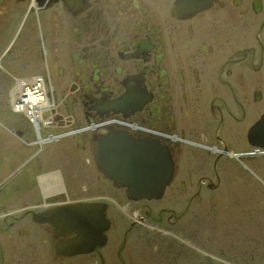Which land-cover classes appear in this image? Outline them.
Segmentation results:
<instances>
[{
  "label": "flooded vegetation",
  "instance_id": "1",
  "mask_svg": "<svg viewBox=\"0 0 264 264\" xmlns=\"http://www.w3.org/2000/svg\"><path fill=\"white\" fill-rule=\"evenodd\" d=\"M0 58L75 121L121 114L205 144L162 137L160 197L128 196L94 148L36 165L55 174L45 184L0 179V264H231L221 219L242 202L263 214L264 0H0ZM21 153L0 151V167Z\"/></svg>",
  "mask_w": 264,
  "mask_h": 264
},
{
  "label": "bare ground",
  "instance_id": "2",
  "mask_svg": "<svg viewBox=\"0 0 264 264\" xmlns=\"http://www.w3.org/2000/svg\"><path fill=\"white\" fill-rule=\"evenodd\" d=\"M0 70V75L4 74L6 78L12 77L13 72L3 64L2 58H0ZM15 80L12 79L8 83L9 91H11V97L8 100L10 110L0 113V126L6 134L10 132L16 136H23L22 141L26 146L32 147L34 140L36 144H39V138L42 142L38 146L41 148H46L52 141L73 138L79 148H86L90 144L92 148H95L100 135L106 134L109 130L126 131L131 137L156 139L159 142L162 137L167 136L169 143L167 148H179L182 142H186L174 134H161L158 128L149 123L121 114L91 117L84 122L75 121L68 115L69 111L65 115L60 113L61 108L54 100L52 88L45 85L41 76L30 75L21 80ZM17 114L24 120L16 122L13 116ZM10 144L12 147L15 146L14 143ZM54 176L55 174H52L49 178L55 179ZM44 194L48 195L49 191L45 190Z\"/></svg>",
  "mask_w": 264,
  "mask_h": 264
},
{
  "label": "water",
  "instance_id": "3",
  "mask_svg": "<svg viewBox=\"0 0 264 264\" xmlns=\"http://www.w3.org/2000/svg\"><path fill=\"white\" fill-rule=\"evenodd\" d=\"M95 148L96 159L106 175L119 186H128V192L134 197L159 196L171 179L170 152L157 140L137 139L111 130L97 140ZM70 213L79 217L81 209H71ZM71 248L76 252L86 249L79 242Z\"/></svg>",
  "mask_w": 264,
  "mask_h": 264
},
{
  "label": "rangeland",
  "instance_id": "4",
  "mask_svg": "<svg viewBox=\"0 0 264 264\" xmlns=\"http://www.w3.org/2000/svg\"><path fill=\"white\" fill-rule=\"evenodd\" d=\"M16 67L17 65L11 64L12 70H14ZM22 72H13L11 78L9 76L7 78L4 77V74L0 75V113L6 110H10L8 100L11 97V91H9L10 86L8 85V83L12 79H17V81L21 80L22 75H24L23 73H25L26 71L23 73ZM14 116L13 118L14 120H17L16 122L24 120V118L19 114H17L15 117ZM10 143H14L15 146L12 147ZM17 148H21L24 150V148H36V146H26L13 133L9 132L6 134V132H4L0 126V151H9L10 149L14 150ZM46 148H50V150L48 151L49 156L56 158V152H59L60 150H63L65 148L79 147L77 146V143H75L73 138H65L58 142H53L47 145ZM86 148H92V144H90V146H87ZM45 153L46 152H43L40 156H43ZM45 162H48V158H46ZM36 179L40 183V179L38 177H36ZM248 206L249 204L246 202L239 203L236 207L235 205L231 206L232 208L229 209L231 212L230 217L221 219L220 226H223L225 228V232L229 234L230 248L227 253L229 255L231 264H264V215H262L258 219L242 217L241 215L245 210H254V208ZM223 220L225 222L222 224ZM257 245H260V248L254 249V246Z\"/></svg>",
  "mask_w": 264,
  "mask_h": 264
}]
</instances>
